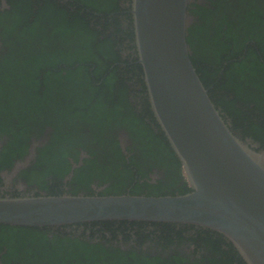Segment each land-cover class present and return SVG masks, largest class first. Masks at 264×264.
<instances>
[{
  "label": "flooded vegetation",
  "instance_id": "1",
  "mask_svg": "<svg viewBox=\"0 0 264 264\" xmlns=\"http://www.w3.org/2000/svg\"><path fill=\"white\" fill-rule=\"evenodd\" d=\"M54 1L69 13H76L80 9L79 13L86 17L96 33L102 34L99 39L107 38L111 42L113 55L109 51L108 58H102L105 65L98 76L93 75L96 64L85 65L90 66L91 84L95 87L91 93L92 97L101 94L100 89L104 90L110 86L112 99L102 100L96 107H87L88 110L82 108L80 112L79 107L69 106L75 102V98L53 93L48 97L49 107L40 114L46 116V119L52 117L47 124L42 122L40 125L32 121L34 115L26 116V105L12 109L14 114L11 117V107L6 105V101L2 103L0 197L48 195L51 191L71 195L103 194L108 188L114 190L109 192L110 195L132 192L153 196L180 194L185 185L181 166L170 145H167V148L173 157L167 155L166 148L157 138V135L162 134L163 143H168L151 109L143 70L138 63L130 12L131 0H111V4L106 6L109 7L108 11L86 7L79 0ZM10 2L11 0H0V13L11 10ZM33 2L32 6L36 8L37 5ZM254 7L264 11V0H189L187 36L192 37V44L200 58L199 63L195 64L196 68L201 66L209 71L219 69L217 76H209L202 82L211 101L230 130L243 141L257 143L255 150L259 152L264 151V146L247 130L245 122L237 119L233 110L226 105L231 101L232 94L219 88L222 72L235 60L234 56L228 61L220 60L213 68H208V64L201 58L205 57V47L207 52L209 45L214 47L211 40L218 38L217 24L223 17L225 19L222 29L218 32L221 40L225 32L227 36H236L238 42L235 47L242 50V55H246L248 48L246 45L241 47L244 40L249 48L257 49L255 41L250 37L260 34L261 29L253 21L244 27L240 19ZM50 31L45 35L37 32L33 36L29 33L24 41L21 39L25 42L23 54H38L42 49L50 54L59 49L66 53L73 49L75 42L67 34L61 37L52 35ZM44 38L49 40L47 44ZM3 41L0 36V57L8 55L13 45L8 42L4 44ZM204 43L205 45H202ZM226 49V56L235 52L233 45ZM223 51L225 48L219 52ZM257 55L259 56V52ZM220 56L224 54L218 57ZM62 67L67 69L63 61L59 64V68ZM49 69L57 71L55 68ZM9 70L13 74L18 73L20 67L16 71L11 67ZM6 73L1 75L5 76ZM111 73L114 75L111 77L112 81L102 85ZM17 87L22 92L21 97L26 96L27 89H30L32 94L41 92L38 90L39 86L32 87L26 82L17 84ZM64 88L67 89V86ZM76 90H81V87ZM118 92L120 98L116 94ZM86 100L88 99H83ZM96 101L97 99L90 98L91 105ZM102 104L108 116L99 117L97 106ZM53 107L55 112L52 113ZM239 107L237 104V108ZM87 114L89 118H83ZM38 116L39 110L35 112V118ZM31 150L33 160L26 167L17 168V164L22 162ZM171 158H175V162L171 161ZM79 172H82V182L85 181L87 186L72 181L75 176L77 178ZM124 174L129 175L127 180L124 179ZM113 184L121 186L114 188ZM31 231L40 236L28 234L19 237L15 245L9 243L10 234L4 235L5 239H8L4 243L0 238V264H54V258L50 254L68 255L72 261L67 264H71L76 263L73 256L79 257L81 254L85 255V252L100 257L94 262L105 264H220L221 258H227L226 261H230L228 264H239L236 257L232 261L236 250L227 240L201 228L158 223L97 222ZM207 238H212L210 240L216 243L203 242ZM81 261V264H94L85 257L81 258Z\"/></svg>",
  "mask_w": 264,
  "mask_h": 264
},
{
  "label": "water",
  "instance_id": "2",
  "mask_svg": "<svg viewBox=\"0 0 264 264\" xmlns=\"http://www.w3.org/2000/svg\"><path fill=\"white\" fill-rule=\"evenodd\" d=\"M189 0H131L138 63L151 109L179 160L187 192L0 197V224L57 228L97 222L201 228L227 240L245 264H264V151L239 139L190 59ZM33 150L17 168L33 160ZM16 171V170H15Z\"/></svg>",
  "mask_w": 264,
  "mask_h": 264
},
{
  "label": "trees",
  "instance_id": "3",
  "mask_svg": "<svg viewBox=\"0 0 264 264\" xmlns=\"http://www.w3.org/2000/svg\"><path fill=\"white\" fill-rule=\"evenodd\" d=\"M34 1V2H33ZM43 1V3H41ZM32 2L37 5L36 8L32 6ZM79 2L86 7H91L93 9H103L104 11H108L106 6L111 4V0H79ZM117 3V2H116ZM115 3V4H116ZM11 10L5 11V13H0V27L1 34L0 36L4 40V44L12 43V47H10L9 54L3 57H0V107H2V103L9 105L11 107V117L14 114V110L19 109L20 106L25 107L26 116L29 114L30 116L34 115L32 118L34 122H38V125L44 123H48L50 120V116L46 119V116H41L43 114L42 111L48 108L49 100L48 97L51 95H66L71 98H75V102L69 104L71 107H79V111L82 112V108H86L87 110L93 108L94 106L100 104L102 100L112 99L110 96L111 89L106 87L104 90L100 89L101 94L95 95L92 97L91 93L94 86L92 87V77L89 73V65L94 63L96 67L93 69V75L98 76L100 71L104 68L105 61L102 59H107L109 51L112 52V44L109 39H99V36L102 34L96 33L94 28L90 26V22L86 20V17L79 13L77 10L76 13H69L66 8L60 6L54 0H11ZM37 9V10H35ZM264 11L261 8L254 7L250 12L243 15L241 19L242 25L248 26L250 22H254L258 28L261 29V33L251 38V40L255 41V45L257 49L249 48L247 44H245V40L242 41L241 47L246 45L247 53L246 55H242V50H238L236 46L238 42V38L236 36L229 35L227 36V32H225L224 38L221 40V35L218 32H221L222 24L224 22V17L218 22L217 27V37L214 40H211L213 46H208V51L205 47L204 55L201 56L205 63L208 64V68L212 67L214 64H219L220 60L228 61L230 57L234 56V61H231L222 72V82L219 83V88L225 90L227 93L232 94V99L226 105L229 109L233 110L234 116L237 119L245 122V126L247 130L253 134L254 138L257 141H260L262 146H264ZM7 22V23H6ZM6 23V24H5ZM49 27V28H48ZM51 30L52 35H59L61 37H65L67 34L72 41L75 42V46L69 52H63L61 49L55 51L53 54H50L48 51L41 50V53L34 55H26L24 52V43L23 39L32 33H42L46 34L49 30ZM189 29V33H190ZM104 36V35H103ZM23 41H22V40ZM43 39V38H42ZM187 43L192 51L190 54V59L192 64L194 65L197 74H199L200 80L203 82L209 76H217L219 74V69H211L205 70L201 66L196 68L197 63H199L200 58L198 57V52L195 50L192 44V37L188 35L186 37ZM45 43L47 44L49 40L44 38ZM202 45H205L202 44ZM233 45V49L235 50L234 54H228L227 49L229 46ZM46 48V47H45ZM225 48V51L219 52L221 49ZM243 49V48H242ZM259 52V56L257 53ZM240 53V54H238ZM224 54V56H220ZM63 61L66 65L67 69L59 68V64ZM16 71L19 70L18 73H12L9 69ZM49 68H55L57 71H50ZM24 70V72L22 71ZM6 73L5 76H2V73ZM114 76L112 73L108 75L102 85H107L108 81H112L111 77ZM98 79V78H96ZM28 83L32 87L39 86L38 90L40 93H33L30 89H27L28 93L26 96H22V92L17 84ZM67 86L65 89L64 86ZM44 89H42L43 87ZM36 87V88H37ZM77 87H81V90H76ZM85 88L87 90H85ZM66 90V91H64ZM24 93V92H23ZM119 98V92L116 93ZM91 99H97L94 105L90 103ZM88 99L83 101V99ZM83 101V103H82ZM237 104L240 105L237 108ZM101 106H97L99 109V117L108 116L105 114L104 108ZM236 106V107H235ZM14 109V110H12ZM39 110V116L35 118V112ZM55 110V107L52 109V113ZM95 110V109H94ZM55 112V111H54ZM114 114L113 112H110ZM115 115V114H114ZM83 118H89V114L84 115ZM21 120V119H20ZM22 124V121L19 122ZM243 129L247 132V130L243 127ZM244 131V132H245ZM97 140V137H93ZM159 141H161V145L166 148V153L168 156H172L173 154L167 148L169 145L167 142L163 143V136L157 135ZM99 140V139H98ZM9 155V154H8ZM13 155V154H12ZM21 155V154H20ZM19 155V156H20ZM171 161L175 162V158H171ZM179 162V161H178ZM84 172V171H82ZM82 172L77 173L72 181L76 184L83 183ZM129 176V175H128ZM128 176L124 174V179L127 180ZM44 186L46 183L44 182ZM120 184H113L112 187L119 188ZM184 188V189H183ZM114 191L110 188L105 190V193L99 195H110L109 192ZM187 192V187L184 185L181 189L180 194ZM74 194V193H73ZM133 194V192L131 193ZM48 195H58L55 192L51 191ZM90 195V194H88ZM113 195V194H111ZM115 195V194H114ZM47 228H24V227H12L7 225L0 224V238L3 239V242L9 239L10 244H17L18 238L22 236H26L31 234L32 236H37L39 234H33L34 231L31 230H45ZM31 231V232H28ZM10 234L8 239H5L4 235ZM215 234V233H214ZM16 236V237H15ZM40 236V235H39ZM220 236V235H218ZM222 237V236H220ZM16 239V240H15ZM212 238H207L203 242L210 244L208 242H214L210 240ZM218 241V240H217ZM0 243V244H2ZM7 241V245H9ZM216 243V241L214 242ZM6 244V243H5ZM85 255L73 258L76 260V263L71 264H81V258H87L94 264H105V262H94L96 258H100L99 256L90 255L88 253H84ZM224 255V254H223ZM54 258V264H67V262H71L72 258L68 255H54L50 254ZM225 256V255H224ZM238 259L239 264H245L241 259L239 254L236 256L230 257L232 261ZM227 259V258H226ZM226 259L221 258L220 264H228L230 261H226ZM90 264V263H85ZM149 264H157L155 262Z\"/></svg>",
  "mask_w": 264,
  "mask_h": 264
}]
</instances>
